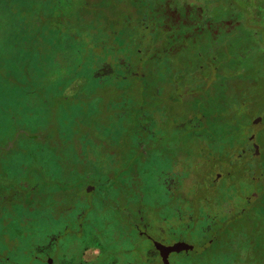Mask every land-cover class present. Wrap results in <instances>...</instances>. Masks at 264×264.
<instances>
[{"label": "rangeland", "instance_id": "obj_1", "mask_svg": "<svg viewBox=\"0 0 264 264\" xmlns=\"http://www.w3.org/2000/svg\"><path fill=\"white\" fill-rule=\"evenodd\" d=\"M244 102L264 115V0H0V253L7 264H31L33 244L65 228L74 232L58 241L65 255L95 254L89 234L102 254L138 258L150 245L120 225L121 206L139 215L142 207L156 229L150 235L165 243L178 234L199 238L200 225L185 226L183 215L230 220L245 176L234 174L229 191L211 186L226 166L223 149L206 140L242 146L257 134L263 184L264 116L236 112ZM182 125L199 137L186 130L183 140ZM209 153H217L211 162ZM208 184L214 192L199 201ZM259 188L244 185L262 201ZM188 201L194 209L183 208ZM81 212L79 234L72 219ZM161 228L167 234L158 235ZM250 228L219 235V257L174 256L172 264H245Z\"/></svg>", "mask_w": 264, "mask_h": 264}, {"label": "flooded vegetation", "instance_id": "obj_2", "mask_svg": "<svg viewBox=\"0 0 264 264\" xmlns=\"http://www.w3.org/2000/svg\"><path fill=\"white\" fill-rule=\"evenodd\" d=\"M182 25V23H181ZM181 27V26H180ZM249 101V100H247ZM250 104V105H249ZM233 106V110H232V114L234 115V105ZM241 109H238L236 112H243L244 115L243 116H253L255 113H259V110H255V106L251 105V103H242L241 105H239ZM254 107V108H253ZM258 117H263V113L260 112V114H257ZM200 121V120H199ZM195 127L194 126H189V128H187L186 125H182V138L183 140L185 139V136L187 134L186 130H191L189 132V136H196L199 137L198 135H196L192 130H194ZM184 131V134H183ZM229 131V130H228ZM231 133V132H230ZM182 140V141H183ZM219 141V140H218ZM217 141V139H211L210 136L207 138L206 142H208L210 144L211 147H216V149H218L217 147H221V149H223L222 153L224 155V157L222 158L221 162L223 164H225L226 166V172L225 173H220V174H215V176L213 175V177H211V179L208 181V183L211 184V186L217 185L220 186V188L224 191V190H228L230 187L233 188L235 186V183L232 181V183L229 182V180H231L232 177H234V174L239 175V173L241 174L240 176L243 177L240 181H243L245 183L240 184L242 185V194L239 196V204H236V199H233V203H232V207L228 208L227 213L229 214H234V217L237 218L239 213V217L240 220L239 222H241V220H243V222H241V224H239V222H232L231 218H232V214H231V218L228 221H217L218 220V216L214 215L211 219H206L205 217L201 216V211H200V216L198 217V220H195V216L190 217L189 215H183V220L185 223V226L187 227H191L192 223H198L199 228H200V236L198 239L196 240H192L191 238L186 239L185 237L181 236L180 234L177 235L178 239L176 242H164L161 239H157L155 237H153L152 235H150V231H154L155 232V227L154 225L149 221L146 213L144 211L141 210L142 207H140V215L138 214V212H136V210L132 207V206H121V208L119 207L117 209L118 212H120V217L122 218V221H120V225L124 226L126 229H128L129 232H131L132 234H137L140 238L141 241H147L149 243V248L145 249V251L143 253H141L138 258L132 259V258H125L123 260H119L118 257L116 256L115 253H109L107 254L106 252H104L102 254L101 252V248L102 244L101 241L96 242V238L94 237V235H85L86 241H92V243H94L96 245H99L98 248L94 247L92 250L94 251L95 254H90L88 249H85L82 252V258H79L80 255H65V248L63 247H57L58 245V241L60 239V237H62L63 235H65L67 232H69L70 235H74V232L69 231V228H65V230L63 231H58V232H54L53 235H50L48 237V241L45 242V244H41L38 242H35L33 244V248L31 250V254L29 256V260L31 262V264H164L162 257L159 253V251L156 249L154 242H160L166 246L172 245L174 243L177 242H185L188 243L192 246H194V248H192V250L189 251H183L180 253H173L169 256V264H172V258L174 256H178L179 258H182V256H190V255H194V256H198L197 258H205L204 254L205 253H210L212 254L214 257L216 258L217 256H221L220 254L217 255V251L219 248V235H223L225 233V231L229 228H239L242 227L243 224L244 225H255L252 222L246 221L244 220L245 215L247 213V211L249 209H254L258 202H260V194H256L255 192L252 193L251 195H249L248 190L246 192V190L244 189V185L248 184L250 185V187L252 188H259V186L261 187V190L264 189V183L260 184V179L259 176H261L263 171V166L258 162L261 161L262 159V155H263V147L262 145L259 143V138L257 134H248L247 137V142L244 145L240 146L239 144L234 145V146H229L224 144L223 141H219L221 143H219ZM240 146V147H239ZM255 146L258 147V150H256ZM235 148H237L238 151L235 150ZM183 151V149H182ZM218 151V150H217ZM146 151H144L143 154ZM213 155H217V153H213L209 156L210 158L207 159V162H211L213 160ZM185 173V171H184ZM251 175L250 178H248L247 180H245L247 175ZM227 177V178H226ZM239 182V181H238ZM2 188V187H1ZM0 188V190H1ZM244 189V190H243ZM3 190V188H2ZM212 188L209 186V184L207 185V189L205 191H198L197 195L195 196L198 197V200L200 201L199 197L202 196V194L211 191ZM229 191V190H228ZM212 192H214V188L212 190ZM128 193V191H127ZM210 193V192H209ZM258 193V192H257ZM220 198H222L221 200L224 201V195L223 193H219L218 195ZM3 198L5 197V194H3L2 196ZM219 200V199H218ZM220 200V201H221ZM232 200V199H231ZM182 201L186 202L187 199L186 197L182 196ZM182 202V203H183ZM262 202V201H261ZM189 205L185 206L183 208L191 210L194 209V201L187 202ZM207 203V201H206ZM229 203V202H228ZM184 204V203H183ZM210 202L205 205L210 206ZM58 209V208H57ZM72 210L71 208H69V211ZM225 210V209H224ZM84 213H77V215L75 216V221H74V217L72 219V222L74 225L77 226V231L75 233L81 234V231L83 230V226L82 225V215ZM233 217V218H234ZM239 224V225H238ZM128 232V233H129ZM167 234L165 229L161 228V233L160 234ZM90 239V240H89ZM95 240V241H93ZM63 245V244H62ZM91 251V250H90ZM212 252V253H211ZM58 253H60V255L58 256ZM63 253V254H61ZM4 254L0 253V264H7V261H9V259L6 257H3ZM212 258V259H213ZM230 258L229 255L225 256V259ZM245 264H250L249 261L246 262Z\"/></svg>", "mask_w": 264, "mask_h": 264}, {"label": "trees", "instance_id": "obj_3", "mask_svg": "<svg viewBox=\"0 0 264 264\" xmlns=\"http://www.w3.org/2000/svg\"><path fill=\"white\" fill-rule=\"evenodd\" d=\"M153 4H155V3H153ZM156 5H158V10L159 11L161 10L162 15L165 16V13H167V8L166 9L161 8L164 6V4L159 3ZM236 12H237V9L235 8V10H234L232 7L231 13L232 14L234 13V15H235ZM195 28L196 29L192 28L191 30H193V32L196 33V32H198L199 28H198V26ZM213 38H214V34L209 35V40H211V42H212ZM192 42H193V44H196L195 39ZM219 120H220V117L218 118L216 116V121H219ZM235 150L238 151L237 148H235ZM186 166H187V164H186ZM188 168L189 169H186V171H187L186 173L189 174L193 168V163L190 162V165L188 166ZM257 205L258 206L253 209V211L255 213L253 218H250V219L247 218V214L245 216L246 221H250V222L252 221L253 223H255V225L250 226L251 227L250 229L252 230V235L247 239L246 245H244V246L248 247V252H247L248 257L244 263L249 261L250 264L251 263L252 264L253 263L262 264L263 263L262 261H264V200H262V202L261 201L258 202ZM225 260H229V259H225Z\"/></svg>", "mask_w": 264, "mask_h": 264}, {"label": "water", "instance_id": "obj_4", "mask_svg": "<svg viewBox=\"0 0 264 264\" xmlns=\"http://www.w3.org/2000/svg\"><path fill=\"white\" fill-rule=\"evenodd\" d=\"M256 121L260 122V119H257ZM255 148H256V150H258L257 146H255ZM154 245H155L156 249L159 251L164 264H169V256L171 254L180 253L183 251L187 252L189 250H192V248H193L192 245L185 243V242H177V243H174V244L169 245V246H166L160 242H154Z\"/></svg>", "mask_w": 264, "mask_h": 264}, {"label": "crops", "instance_id": "obj_5", "mask_svg": "<svg viewBox=\"0 0 264 264\" xmlns=\"http://www.w3.org/2000/svg\"><path fill=\"white\" fill-rule=\"evenodd\" d=\"M241 105V104H240ZM240 107V106H239ZM252 117V116H251ZM257 120V119H256Z\"/></svg>", "mask_w": 264, "mask_h": 264}]
</instances>
